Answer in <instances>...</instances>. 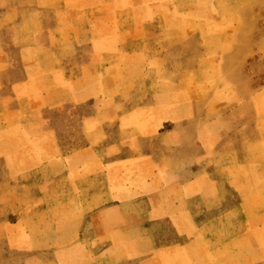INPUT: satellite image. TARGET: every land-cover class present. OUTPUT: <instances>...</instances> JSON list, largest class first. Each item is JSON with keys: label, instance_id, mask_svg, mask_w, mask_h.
<instances>
[{"label": "rangeland", "instance_id": "obj_1", "mask_svg": "<svg viewBox=\"0 0 264 264\" xmlns=\"http://www.w3.org/2000/svg\"><path fill=\"white\" fill-rule=\"evenodd\" d=\"M0 264H264V0H0Z\"/></svg>", "mask_w": 264, "mask_h": 264}, {"label": "bare ground", "instance_id": "obj_2", "mask_svg": "<svg viewBox=\"0 0 264 264\" xmlns=\"http://www.w3.org/2000/svg\"><path fill=\"white\" fill-rule=\"evenodd\" d=\"M23 25V24H22ZM20 44V43H19ZM257 204V203H256ZM251 205V204H250ZM246 247V246H245ZM228 248V247H227ZM247 248V247H246ZM245 251V250H244ZM247 251V250H246Z\"/></svg>", "mask_w": 264, "mask_h": 264}]
</instances>
